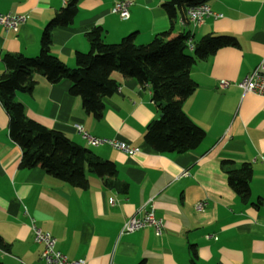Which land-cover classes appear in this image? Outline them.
I'll use <instances>...</instances> for the list:
<instances>
[{"label":"crops","instance_id":"crops-1","mask_svg":"<svg viewBox=\"0 0 264 264\" xmlns=\"http://www.w3.org/2000/svg\"><path fill=\"white\" fill-rule=\"evenodd\" d=\"M68 1L0 0V14L26 16L17 31L0 25V73L4 52L39 53L43 27ZM117 1L77 0L73 22L53 29L51 52L74 67V53L89 50L86 32L96 25L106 43L129 33H135L136 43H146L171 24L170 36L188 33L193 43L206 33L234 36L236 45L221 47L190 68L197 88L181 107L204 130V138L187 151L153 150L144 132L160 113L150 86L117 71L111 75L119 85L103 98L101 119L69 92L68 78L49 83L35 74L30 92L15 93L29 118L85 146L75 123L93 136L117 137L138 151L88 146L115 163L116 178L128 183L125 194L88 170L86 189L71 186L39 165L19 166L21 148L9 136L0 101V264H46L39 258L41 245L33 240L30 218L56 238L58 250L84 259L83 264H191L192 247L202 264H264V96L237 85L264 59L263 0H207L213 14L199 27L184 21L186 7L171 22L161 6L166 0H128L129 17L122 20L112 12ZM222 79L228 86H220ZM223 160L251 164L248 199L241 200L230 187ZM200 201L204 205L197 210ZM139 209L151 210L162 221L159 234L150 226L120 232L124 220Z\"/></svg>","mask_w":264,"mask_h":264},{"label":"trees","instance_id":"trees-1","mask_svg":"<svg viewBox=\"0 0 264 264\" xmlns=\"http://www.w3.org/2000/svg\"><path fill=\"white\" fill-rule=\"evenodd\" d=\"M206 1L166 0L161 6L172 22L180 7L187 8ZM77 12V0H69L49 19L41 32L36 56L22 52H4L1 55L4 70L0 73V101L8 115V133L21 148L20 167L39 165L51 176L82 189L88 186V170L102 178L106 187L125 194L128 183L116 178L117 168L113 161L98 157L90 147L29 118L23 104L15 100V93L30 92L35 84V74L42 75L49 83L68 78L71 82L69 92L80 97L87 113L101 119L103 98L114 94L119 85L111 75L117 71L123 77L134 78L140 84L150 86L152 100L161 115L147 124L145 141L160 153L187 151L197 147L205 135L181 107L183 100L197 88L190 68L217 49L236 45L237 40L230 34L206 33L193 43L192 53H189L187 40L190 35L182 32L170 36L172 24L146 43H136L135 33L125 35L116 43H106L102 39V27L96 25L86 32L89 50L76 51L75 65L69 67L51 52V34L58 26L70 25ZM221 164L230 187L241 200L248 199L251 164H235L232 160H223ZM0 247H4L1 237ZM190 253L191 264H202L197 261L193 247Z\"/></svg>","mask_w":264,"mask_h":264},{"label":"built area","instance_id":"built-area-1","mask_svg":"<svg viewBox=\"0 0 264 264\" xmlns=\"http://www.w3.org/2000/svg\"><path fill=\"white\" fill-rule=\"evenodd\" d=\"M264 2V0H263ZM130 2L128 0H119L114 3L112 7V12L116 14L120 19L126 20L129 17V6ZM213 14L210 7L204 2L200 4L190 5L186 8L184 21H188L193 27H199L203 24L206 17ZM215 16H220V14H215ZM26 20L24 14H13L4 13L0 14V25H2L6 30L17 31L19 26L23 24ZM187 44L190 49L193 48L192 39L187 40ZM221 87L228 86L229 82L225 79L219 82ZM238 87L242 89L243 92H255L264 96V59L252 70L251 73L243 76L238 82ZM75 131L85 139L88 146H101L107 145L111 148L120 150L126 154H134L138 151V148L129 145L127 142L113 138H102L96 137L88 133L81 124H74ZM188 172H184L187 175ZM204 203L198 202L196 204V209L201 210ZM138 211V210H137ZM138 213H141L139 215ZM153 227L157 234L160 233L162 226V221L156 218L152 211H143L139 209L136 214L127 217L121 227V233H132L140 230L144 227ZM30 228L33 236V240L41 245L39 258L46 264H83L84 259L69 258L67 255L62 253L57 249L56 238L48 231L43 230L39 227L34 218H30Z\"/></svg>","mask_w":264,"mask_h":264},{"label":"rangeland","instance_id":"rangeland-1","mask_svg":"<svg viewBox=\"0 0 264 264\" xmlns=\"http://www.w3.org/2000/svg\"><path fill=\"white\" fill-rule=\"evenodd\" d=\"M9 13V12H8Z\"/></svg>","mask_w":264,"mask_h":264},{"label":"water","instance_id":"water-1","mask_svg":"<svg viewBox=\"0 0 264 264\" xmlns=\"http://www.w3.org/2000/svg\"><path fill=\"white\" fill-rule=\"evenodd\" d=\"M161 115V114H160Z\"/></svg>","mask_w":264,"mask_h":264}]
</instances>
